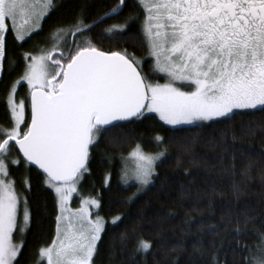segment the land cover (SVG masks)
I'll use <instances>...</instances> for the list:
<instances>
[{
	"label": "snow or ice",
	"instance_id": "1",
	"mask_svg": "<svg viewBox=\"0 0 264 264\" xmlns=\"http://www.w3.org/2000/svg\"><path fill=\"white\" fill-rule=\"evenodd\" d=\"M139 4L145 12L142 32L148 54L155 70L167 77L165 83L149 82L139 70L141 60L126 50L104 52L90 39L78 42L75 37L97 23L79 18L74 25L57 29L52 49L31 56L21 80L13 85L7 100L12 125L0 128V264H14L21 250L13 243L19 196L5 179L13 141L24 161L45 174L61 210L57 238L41 249L40 256L47 264H92L105 224L99 216L91 218L89 206L98 208L99 201L83 200L76 212L64 213L87 171L89 147L99 134L116 126L114 122L139 119L145 113L176 126L231 118L236 110H264V0H139ZM53 7L54 0H0V61L6 55L7 22L11 21L15 39L24 40ZM126 28L127 22L107 31L116 35ZM22 82L30 91V123L25 119V100L14 98ZM161 139L156 137L157 142ZM131 155L137 161L131 176L148 185L156 161L165 153L146 155L137 145ZM129 175L125 170L126 181ZM28 221L25 201L24 224ZM150 247L139 240L137 251ZM212 261L219 264L215 256ZM250 264H264V258H254Z\"/></svg>",
	"mask_w": 264,
	"mask_h": 264
},
{
	"label": "trees",
	"instance_id": "2",
	"mask_svg": "<svg viewBox=\"0 0 264 264\" xmlns=\"http://www.w3.org/2000/svg\"><path fill=\"white\" fill-rule=\"evenodd\" d=\"M118 7L119 0H54L39 28L24 40L8 33L0 80V128L11 127L7 100L26 70V54L49 49L57 29L72 26L79 18L90 24ZM142 16L138 0H124L118 15L75 39L80 43L90 39L106 52L126 50L141 60L139 70L147 80L160 81L163 77L154 70L143 38ZM125 22V32L107 31ZM15 97L25 100L28 122L26 84L18 85ZM115 125L90 145L87 171L79 182L82 193L97 197V213L106 220L92 264H213L214 256L219 264H250L264 242V110L236 111L231 118L188 126L170 127L155 114ZM137 145L146 152L164 150L165 155L156 164L152 182L128 199L135 185L121 181V168L124 156ZM10 156L20 163L7 160L8 178L19 201H27L29 214L21 232L18 210L13 241L21 250L14 264H45L39 255L56 234V197L43 173L28 165L14 145ZM114 217L120 218L115 224ZM139 240L150 243L147 252L137 251Z\"/></svg>",
	"mask_w": 264,
	"mask_h": 264
},
{
	"label": "rangeland",
	"instance_id": "3",
	"mask_svg": "<svg viewBox=\"0 0 264 264\" xmlns=\"http://www.w3.org/2000/svg\"><path fill=\"white\" fill-rule=\"evenodd\" d=\"M138 2H139V0H138ZM22 22V21H21ZM41 22H42V20L40 21V24H41ZM114 25H120V24H114ZM123 25V24H122ZM113 25H111L109 28H111ZM39 28V27H38ZM38 28H34L32 31H31V33L32 32H34V31H36ZM108 28V29H109ZM15 35V34H14ZM25 37H28V35H26ZM67 38H68V36H67ZM66 38V39H67ZM54 41V40H53ZM53 43H55V41L53 42ZM53 43H52V46H53ZM52 46L49 48V49H46L45 51L43 50L42 52H39V54H36V55H33V54H27V56L29 57V59H27V64L28 63H30V57L31 56H39V55H41V54H43V53H45V52H47V51H49V50H51L52 49ZM153 63H154V70H155V62H154V59H153ZM156 71V70H155ZM158 74H160V75H162V77H163V79L162 80H160V81H157V82H152V83H165L166 82V80H167V77L165 76V74H163V73H159L158 71H156ZM24 74V73H23ZM23 74H22V76H23ZM22 76H20L19 78H17V80H21V78H22ZM16 80V81H17ZM15 81V82H16ZM149 81V80H148ZM22 83H24V84H26V90H27V93H29V88H28V86H27V83L26 82H22ZM13 85H15V83L13 84ZM17 88H18V85L16 86ZM13 88V87H12ZM12 91V90H11ZM11 94V93H10ZM9 94V95H10ZM14 98H15V100L17 101V102H19V100H21V99H23V98H17V97H15L14 96ZM145 114H155V113H145ZM156 115V114H155ZM157 116V115H156ZM158 117V116H157ZM159 118V117H158ZM25 119H26V115H25ZM163 122V121H162ZM204 122H207V121H198V122H194V123H192V124H181V125H176V126H173V125H168V126H170V127H178V126H188V125H194V124H199V123H204ZM12 125V124H11ZM167 125V124H166ZM22 126V125H21ZM10 128V127H9ZM136 147L137 146H135L131 151H129L125 156H124V159H123V164H122V168H121V181L124 183V184H134L135 186H134V188H133V192L131 193V195L128 197V199H133L134 197H136V196H138L139 194H141L145 189H146V187L152 182V179H151V182L148 184V185H140L135 179H134V177H132L131 176V172H132V170H134L135 169V167H136V163H137V161L135 160V158L134 157H132V153H133V151L136 149ZM140 150L144 153V154H146V155H152V156H155V155H157V154H159V153H161V152H164L165 153V151L164 150H159V151H156V152H146V151H143L141 148H140ZM164 157V156H163ZM163 157L160 159V160H157L156 161V163H155V167H156V164L158 163V162H160L162 159H163ZM7 160L9 161V162H11L12 160H18L16 157H14V156H10V153H9V155L7 156V158H6V163H7ZM12 163V162H11ZM125 170H128L129 171V173H130V175H129V177H128V179H127V181L125 180V177H124V172H125ZM155 174V170H154V173H153V175ZM153 177V176H152ZM5 179L7 180V181H11L9 178H8V176L7 177H5ZM80 179H81V177H80ZM80 179L78 180V182H77V184H76V189H77V191L75 192V193H73L72 194V196H71V198L68 200V202H67V204H66V208L68 209V212H65L64 214L65 215H68V214H70V213H74V212H76L78 209H80L81 208V206H82V201L83 200H86V199H96V200H98L97 199V197H95V196H93V195H89V194H84V193H82L81 192V189L79 188V182H80ZM12 182V181H11ZM49 187V186H48ZM49 188H51V187H49ZM51 190L53 191V193H54V195H55V197H56V201H57V206H58V215H57V217L58 216H60L61 215V210H60V207H59V203H58V198H57V195H56V193H55V191H54V189L53 188H51ZM21 210V212H22V216H21V219H20V226L22 227V226H25V224H24V212H25V203L22 201V202H20V204H19V206H18V210ZM97 209L98 208H96V207H91V206H89V212H90V215H91V218L94 220L97 216H99V217H101L102 219H103V221H104V224H105V222H106V220L101 216V215H99L98 213H97ZM116 217H114V218H112L111 220L113 221L114 219H115ZM62 224H66V221H62ZM57 238V218H56V234H55V237H54V239H53V241L55 240ZM52 241V242H53ZM13 243L14 244H16L14 241H13ZM17 245V244H16ZM52 245V243H50L49 245H47V246H44V247H42L41 249H43V248H46V247H49V246H51ZM41 249H40V251H41ZM257 257H262V258H264V242H261V244L260 245H258V248H257V250L255 251V253H254V257H253V259L254 258H257ZM39 259H40V261H43V262H45V264H47V260L45 259V258H42L40 255H39ZM253 259H252V261H253Z\"/></svg>",
	"mask_w": 264,
	"mask_h": 264
},
{
	"label": "water",
	"instance_id": "4",
	"mask_svg": "<svg viewBox=\"0 0 264 264\" xmlns=\"http://www.w3.org/2000/svg\"><path fill=\"white\" fill-rule=\"evenodd\" d=\"M119 7H120L121 9L123 8V5L121 6V4H120V0H119ZM120 11H121V10H120ZM111 12H112V11L103 14V15L100 16L97 20H95V21H93V22H97V23H98V22L101 21L102 18H103V19H106V18L112 17V16L109 15ZM114 16H115V15H114ZM103 19H102V20H103ZM93 22H92V23H93ZM92 23H90V24H92ZM72 40H73V36L71 35V41H72ZM101 51H102V50H101ZM104 52H105V51H104ZM134 119H135V118H134ZM30 121H31V108H30V93H29V120H28V123H30ZM120 122H126V121H118V122H114V124H116V123H120ZM108 127H110V126H108ZM12 143H13L14 146H15V142L13 141ZM15 148H16L17 152L19 153L20 157L24 160L23 155H22V153L19 152L18 147L15 146ZM28 165H29V164H28ZM31 166H33L34 168L38 169L41 173H43L42 170H40L37 166H35V165H31ZM43 175L45 176L44 173H43Z\"/></svg>",
	"mask_w": 264,
	"mask_h": 264
},
{
	"label": "flooded vegetation",
	"instance_id": "5",
	"mask_svg": "<svg viewBox=\"0 0 264 264\" xmlns=\"http://www.w3.org/2000/svg\"><path fill=\"white\" fill-rule=\"evenodd\" d=\"M142 9H143V8H142ZM144 17H145V12H144V10H143V16H142L143 19H142V24H141V26H143ZM7 24H8V27H9V31L6 33V44H5V48H7V38H8V33H11L13 36H15V35H14V32L11 31V21H8ZM25 38H26V37H25ZM25 38H24V39H25ZM19 41H22V40H19ZM6 52H7V51H6ZM55 56H56L57 58H59V53H56ZM152 59H153V58H152ZM5 60H6V55H5V58H4L2 61H0V80H1L2 75H3V72H4V68H5ZM141 68H142V70L145 69L143 65L141 66ZM141 74L143 75L142 72H141ZM149 82H150V81H149ZM236 111H248V110H236Z\"/></svg>",
	"mask_w": 264,
	"mask_h": 264
},
{
	"label": "bare ground",
	"instance_id": "6",
	"mask_svg": "<svg viewBox=\"0 0 264 264\" xmlns=\"http://www.w3.org/2000/svg\"><path fill=\"white\" fill-rule=\"evenodd\" d=\"M106 52V51H105ZM36 54H39V53H36ZM36 54H33V55H36Z\"/></svg>",
	"mask_w": 264,
	"mask_h": 264
}]
</instances>
